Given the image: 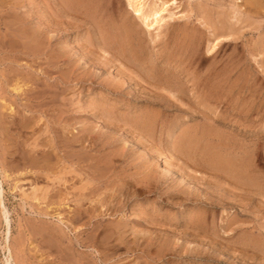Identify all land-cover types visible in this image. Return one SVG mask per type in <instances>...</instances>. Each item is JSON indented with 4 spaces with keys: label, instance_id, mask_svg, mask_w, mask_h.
Listing matches in <instances>:
<instances>
[{
    "label": "rangeland",
    "instance_id": "1",
    "mask_svg": "<svg viewBox=\"0 0 264 264\" xmlns=\"http://www.w3.org/2000/svg\"><path fill=\"white\" fill-rule=\"evenodd\" d=\"M176 1L0 0V264H264V0Z\"/></svg>",
    "mask_w": 264,
    "mask_h": 264
},
{
    "label": "bare ground",
    "instance_id": "2",
    "mask_svg": "<svg viewBox=\"0 0 264 264\" xmlns=\"http://www.w3.org/2000/svg\"><path fill=\"white\" fill-rule=\"evenodd\" d=\"M127 4V8L140 19L143 23L146 24L148 28H154L158 30L161 28V24L166 21V18L163 14L168 10V8L172 5H176V0H150L154 2V7H148V0H125ZM262 1V0H261ZM256 2H260V0H256ZM264 2V1H263ZM259 5V4H258ZM258 5L256 7H258ZM153 6V5H152ZM222 6V5H221ZM253 7V6H252ZM261 7V6H260ZM149 8V10L147 9ZM256 10V9H255ZM174 11V10H173ZM255 12V11H254ZM169 13V12H167ZM259 15V14H258ZM172 17V16H171ZM223 38V37H222ZM227 38V37H226ZM216 41V40H215ZM214 43V42H213ZM201 47V46H200ZM191 57V56H190ZM133 139V138H132ZM140 142V141H139ZM138 142V143H139ZM144 149V148H143ZM211 158V157H210ZM158 162L163 166L165 170H172L171 163L166 159L164 155H158ZM157 163V162H156ZM38 170V169H37ZM174 170V169H173ZM43 171V170H42ZM179 174V173H178ZM54 176V175H53ZM185 177V176H184ZM44 191V190H43ZM35 192V191H34ZM43 196V195H42ZM45 196V195H44ZM1 197V196H0ZM9 225V224H7ZM71 225V224H70ZM8 228V226H7ZM92 232V231H91ZM9 259V258H8ZM7 259V260H8ZM10 264L9 261L6 262Z\"/></svg>",
    "mask_w": 264,
    "mask_h": 264
}]
</instances>
